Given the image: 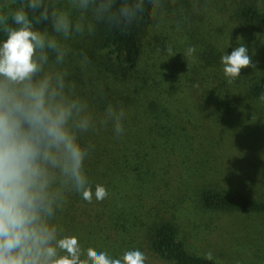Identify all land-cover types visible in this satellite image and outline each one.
Returning a JSON list of instances; mask_svg holds the SVG:
<instances>
[{"label":"trees","instance_id":"trees-1","mask_svg":"<svg viewBox=\"0 0 264 264\" xmlns=\"http://www.w3.org/2000/svg\"><path fill=\"white\" fill-rule=\"evenodd\" d=\"M193 1L195 5H192ZM125 2L131 4L136 0H116V5L118 7ZM160 2L162 7L156 16L151 15L149 0H144L142 16L131 25L110 27L106 23H99L95 26L96 47L108 56L111 71L93 68L88 72L89 78H97V82L92 85L91 95L94 96L93 104L98 107V111L89 107L95 126L88 130L85 139L83 133H79L78 138L83 147H91L84 168L93 192L95 186L100 184L109 195L102 202L92 201L95 203L94 215H89V209L84 205L88 202L79 193L69 191L55 218L65 235L78 237L84 251L89 247L99 249L100 243L106 244L107 239L116 234L118 240H127L126 235L134 231L133 225L129 227L127 224L133 211L134 199L141 200L142 193L148 192L144 201H141L140 209L144 211V202L149 204L153 198L152 191L164 183L162 171L166 167L160 165L166 158H175L178 148L182 149L191 143V135L186 133L188 127L185 124L191 106L203 96L222 95L225 81L221 75V57L225 53L220 44L206 46L204 27L210 23L197 21L202 19L198 9L211 5L222 14L225 10L223 6H234V16L243 25L257 31L264 30V0ZM25 4L26 0H0V14H8ZM189 5V11L182 12L183 29L180 32L185 31L191 38L183 34L174 36L171 40L174 46L169 52L165 44L171 38L170 31L166 26L165 32H162L160 21L166 20L167 24L173 23V26L174 21H178L181 9ZM186 12L190 14L186 17L188 21H184ZM29 14L32 15L31 12ZM213 18L208 17V21ZM195 24L201 26V38L194 28ZM37 27L51 31L47 23ZM189 28L195 30L198 37ZM5 38L0 28V41ZM195 43H199V46ZM178 44L195 47L196 51L184 57L183 53L187 49L183 48V53L178 51ZM161 50L166 53L162 54ZM246 94L251 99H260L264 95V80L251 81ZM110 101L115 103L110 105ZM109 106L117 113L123 112L120 121L123 134L119 137L114 130L115 123L112 122L113 126L109 121L101 123ZM151 164L154 165L147 168ZM201 200L206 208L212 210L264 212V200L243 193L229 194L209 188L203 191ZM148 239L156 254L174 264H221L214 259L207 260L205 256L191 253L172 221L155 223Z\"/></svg>","mask_w":264,"mask_h":264},{"label":"clouds","instance_id":"clouds-1","mask_svg":"<svg viewBox=\"0 0 264 264\" xmlns=\"http://www.w3.org/2000/svg\"><path fill=\"white\" fill-rule=\"evenodd\" d=\"M149 3L156 16L160 0ZM143 12L144 0L118 7L116 0H26L0 14L6 36L0 41V264H145L139 249L126 250L120 258L91 247L85 252L78 237L65 235L55 222L67 192L89 203L109 195L100 184L93 192L84 168L91 147H83L78 138L95 126L94 117L66 84L67 72L56 70L71 51L66 42L86 31L91 35L99 23L131 25ZM41 23L49 24L51 32L37 27ZM195 51L189 47L183 55ZM221 63L229 83L241 69L255 68L243 43L223 55ZM122 116L109 106L101 123L114 121L119 137ZM205 258L212 260L213 253Z\"/></svg>","mask_w":264,"mask_h":264},{"label":"rangeland","instance_id":"rangeland-1","mask_svg":"<svg viewBox=\"0 0 264 264\" xmlns=\"http://www.w3.org/2000/svg\"><path fill=\"white\" fill-rule=\"evenodd\" d=\"M192 5H195L194 1ZM190 6L181 9L173 26V23L167 24L161 19L160 30L165 32L167 26L170 31L171 38L165 44L167 50L173 48L171 40L174 36L183 34L191 38L184 30V33L180 32L183 29L182 12ZM209 6L198 9L202 19L197 20L210 23L204 27L206 46L220 44L225 54H231L239 43H243L255 68L241 69L240 77L232 83L228 82L222 68L221 75L225 81L223 97L203 96L195 101V106H191L185 120L191 143L178 148L175 158H166L159 164L166 167L162 171L164 183L152 191L153 198L149 204L144 202V211L140 209L141 201L148 192L142 193L141 200L134 199L133 211L127 222L129 227L133 225L134 231L126 235L125 242L121 238L118 240L116 234L108 238L106 244L100 243L97 251L107 252L112 258H120L126 250L139 249L147 257L145 264H174L156 254L148 239L155 223L172 221L191 253L205 256L211 251L213 259L221 264H264V212L212 210L206 208L201 200L203 191L209 188L264 200V101L251 99L246 94L251 81L264 80V30L257 31L243 25L234 16V6H223L222 14ZM186 13L184 21H188L186 17L190 16ZM210 16L214 18L209 22ZM194 28L199 32L201 26L195 24ZM189 31L198 37L195 30L189 28ZM237 37L242 38L239 43ZM95 39L94 30L91 35L86 31L83 36L67 41L71 51L56 70L67 72L66 84L71 85L75 94L96 112L98 107L93 104L92 85L97 78H89L88 72L93 68L111 69L108 56L98 51ZM195 45L199 46V43ZM176 47L182 53L183 48H189L182 44ZM53 60L54 57H50V64ZM113 103L110 101V105ZM109 122L111 126L114 125L112 122L115 123ZM87 133L83 132L84 139ZM153 165H147V168ZM84 205L89 209L88 214L94 215L95 203Z\"/></svg>","mask_w":264,"mask_h":264}]
</instances>
